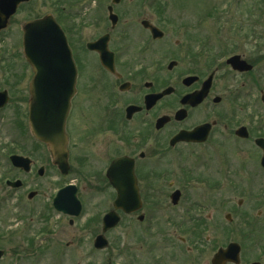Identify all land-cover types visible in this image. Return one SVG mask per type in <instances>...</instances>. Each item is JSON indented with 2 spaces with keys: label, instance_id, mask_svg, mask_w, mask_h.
<instances>
[{
  "label": "flooded vegetation",
  "instance_id": "af4514ba",
  "mask_svg": "<svg viewBox=\"0 0 264 264\" xmlns=\"http://www.w3.org/2000/svg\"><path fill=\"white\" fill-rule=\"evenodd\" d=\"M161 1L25 0L12 13L14 0H0L4 25L0 36L20 17L21 45L25 23L51 19L65 35L75 62L70 112L81 92L87 102L104 82L109 98L102 108L110 114L105 119L117 117L116 124L125 131L99 132L113 133L121 140L129 127L143 124L153 125L155 135L164 136L162 143L157 138L148 144L146 153L140 150L127 156L134 161L140 202L134 214L139 224L135 244L109 240L110 231L119 223L103 235L105 244L97 249L94 242L101 234L102 218L99 222L84 220L85 228L92 226L86 237L97 228L92 248L107 253V264L110 256L132 250L136 264H264V128H254L259 112L254 111L256 102L264 119V0H166L165 6ZM240 6L241 22L237 24ZM256 27L262 35L255 39ZM101 53L111 55L110 69L101 64ZM23 64L7 65L2 76L16 86L26 82L15 103L28 128L32 74L27 80L25 73L31 69ZM16 70L20 73L15 74ZM161 72L168 74L166 79L158 78ZM159 79L164 84L158 86ZM3 83L0 92L7 93L8 103L0 109V116L10 101V83ZM165 91L166 95L154 101V96ZM131 107L137 111L131 113ZM159 118L166 122L157 130ZM221 123L223 131L217 130ZM139 131L140 127L135 130L138 137ZM11 132L21 133L22 138L30 134L0 131L10 137L0 139V264H29L38 249L42 257L48 256L49 264H57L65 231L62 224L74 229L84 215V200L75 184L78 192L63 201L67 214L57 211L55 195L63 186L61 179L68 176L61 175L48 146L33 137L30 147L13 139ZM97 132L70 135L73 172L75 161L81 169L78 174H88L92 166L82 151L73 160L71 145L76 149L83 141L92 145ZM180 133L188 137L171 143ZM149 139L134 142L141 148ZM13 156L29 161L20 168L12 163ZM166 157L171 164H179L176 172L180 174L171 175L170 181L162 173L157 175L162 168L149 165ZM50 170L56 175L48 176ZM100 175L107 183L103 173L95 172L81 180ZM162 182L167 183L169 193L158 185ZM70 246L68 241L66 247Z\"/></svg>",
  "mask_w": 264,
  "mask_h": 264
},
{
  "label": "rangeland",
  "instance_id": "374dc122",
  "mask_svg": "<svg viewBox=\"0 0 264 264\" xmlns=\"http://www.w3.org/2000/svg\"><path fill=\"white\" fill-rule=\"evenodd\" d=\"M129 2H134L135 0H127ZM166 0H162L160 5L165 6ZM243 8L240 6L237 10V24L241 22V10ZM246 19V17H245ZM20 17H17L11 27L10 30L5 32V35L0 36V88H4V83L6 81L7 85L10 83L8 80L9 78L4 79L2 73L6 70L7 65H24V61L21 56V45L20 40H18L19 29L17 23L20 21ZM245 21V20H244ZM262 35V30L259 28H255V39ZM258 40V39H257ZM260 42V40H258ZM245 44V43H243ZM246 45V44H245ZM246 47V46H244ZM87 64H90L88 62ZM15 74L20 72L14 71ZM27 75V80H29L31 73H25ZM166 72H161L158 78L166 79L167 78ZM5 76V75H4ZM19 79V75L16 76ZM29 78V79H28ZM160 80V79H159ZM103 83L104 82H100ZM100 89L95 88L90 94L89 99L86 102V95L81 92V95L78 96L75 100V107H72V110L69 114L67 119V132L70 135L77 136L76 134L79 133H87L88 131L94 132L98 131L95 134V140L92 145H88V142L83 141L78 143L79 147L76 149L74 144L72 146V156L73 160L75 155L79 153V151L85 152L89 156V170L86 172L88 174L79 173L81 169L78 167V162H73V167L75 168L73 175H69L66 179H61V183L64 184L69 182L72 177L77 178V180H72L71 183L77 184L79 188V194L82 196L84 200V215L83 217L77 222L74 229H68L65 224H62V227L65 229L64 234L62 236L61 245L59 248L60 253L57 255V264H107L108 259L106 252H98L92 248V239L95 233L98 232L97 228H95L91 233L86 237V233H89V230L92 226L85 228V219H88V222H91V219H96L97 222L100 221V217L103 213L107 212L111 207L112 201L114 199V191L107 186V183L103 180V176L100 177H91L87 178L85 181L81 180L84 176H89L90 173L95 172L96 175L99 173L102 174L104 169H106L109 161L116 157L117 155H137L140 150L146 153L147 149L149 148L148 144L155 143L157 138H159V142L162 143L163 135L159 137L156 136L154 133L153 125L151 127L142 126L143 124H136L129 127V130L125 132V136L123 139H118L115 134L113 133H102L101 131H110L111 128L114 130L125 131L119 125H117V117L114 116L105 119L106 116L109 114L106 110L102 107H106L107 99L109 98L106 90L104 87ZM164 84L163 81H159V85ZM10 101L9 107L2 113L0 118V131H25L28 132V128L26 125V119L21 116L19 104H16V94L20 90H25L26 82L21 86H16L15 82L10 83ZM165 105V103H164ZM106 111V112H105ZM254 111H259V107L257 102L255 103ZM255 115V123L254 128L263 127L264 128V119L259 114ZM92 113V115H90ZM110 115V114H109ZM221 123L218 125L217 130L223 131ZM140 127L139 131L140 137L135 134V130ZM72 131V132H71ZM71 132V133H70ZM83 133V134H85ZM165 134V133H164ZM13 139H19L18 141H23L30 144V147L34 145V141L30 134L27 137H21V133L19 132H11ZM133 135V136H132ZM6 138L7 140L10 138L7 134H0V139ZM133 138V139H132ZM144 138H151L147 141L145 147L141 146V148H137L135 144V140ZM76 143V137L73 138ZM3 140V139H2ZM73 143V141H72ZM166 144V142H165ZM45 160L48 161V156L44 153ZM223 158V157H222ZM71 158V161H73ZM157 160V159H154ZM182 162V161H181ZM146 166H157L162 168V172L157 174L158 176L162 173L165 176V181H170L171 175H179L177 171V167L179 166L178 163L171 164V158L166 157L160 163L150 164L149 165L145 162ZM143 165V164H142ZM178 165V166H177ZM171 169V171H170ZM175 169V171H172ZM170 171V172H169ZM56 173L53 170L48 172V176L53 177ZM75 176V177H74ZM93 176V175H91ZM80 179V180H79ZM47 185V184H46ZM162 187L164 191H168L166 188L167 183L162 182L158 184ZM161 189V190H162ZM170 191V190H169ZM168 191V193H169ZM167 204L168 200L166 199ZM159 202L163 203V199H159ZM164 209V208H163ZM121 222L119 226L110 231L108 238L110 241H123L124 244L128 246H133L136 242V236L139 234L138 223L136 221V215H123L121 216ZM94 222V221H93ZM96 222V223H97ZM95 223V222H94ZM99 226V224L97 223ZM33 228L34 226L31 225ZM94 226V225H93ZM100 228V226H99ZM85 230V235L82 231ZM72 235H75V240L71 239ZM68 241H71L72 246L66 247ZM36 244V243H35ZM37 245V244H36ZM31 247L33 244L30 245ZM135 247V246H134ZM133 249V248H132ZM119 256L112 255L110 256L109 263L110 264H136L135 263V251H126L125 254H118ZM121 255V256H120ZM121 257V259L119 258ZM43 258V261L39 260ZM127 262V263H126ZM50 260L48 256L42 257V250L38 249L36 252V256L33 257L29 264H49Z\"/></svg>",
  "mask_w": 264,
  "mask_h": 264
},
{
  "label": "water",
  "instance_id": "95a60500",
  "mask_svg": "<svg viewBox=\"0 0 264 264\" xmlns=\"http://www.w3.org/2000/svg\"><path fill=\"white\" fill-rule=\"evenodd\" d=\"M49 25H52L50 20H42L29 22L24 26L23 53L34 73L30 84L29 119L33 134L50 146L59 168L65 174L68 167L63 131L69 101L74 94L75 67L62 32L59 29L51 31ZM2 26L4 25L0 19V29ZM102 63L110 69L111 56L108 60L103 54ZM0 99L3 100L1 107L6 102L5 94H1ZM163 124L164 121L160 120L156 128ZM186 137L188 136L182 133L176 140ZM106 176L117 192L114 210H122L127 214L137 210L139 198L133 176V161L126 157L113 160ZM64 191L66 189L62 190ZM118 221L115 211L109 212L103 219V232L114 227ZM102 240L103 237L100 236L95 241L97 248H101Z\"/></svg>",
  "mask_w": 264,
  "mask_h": 264
}]
</instances>
